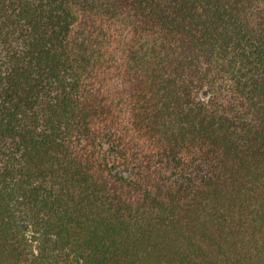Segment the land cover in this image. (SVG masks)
<instances>
[{"label":"trees","instance_id":"16d2710c","mask_svg":"<svg viewBox=\"0 0 264 264\" xmlns=\"http://www.w3.org/2000/svg\"><path fill=\"white\" fill-rule=\"evenodd\" d=\"M0 264H264V0H0Z\"/></svg>","mask_w":264,"mask_h":264}]
</instances>
